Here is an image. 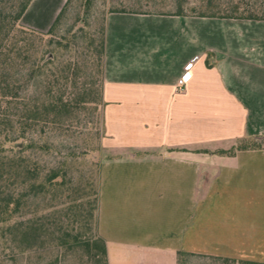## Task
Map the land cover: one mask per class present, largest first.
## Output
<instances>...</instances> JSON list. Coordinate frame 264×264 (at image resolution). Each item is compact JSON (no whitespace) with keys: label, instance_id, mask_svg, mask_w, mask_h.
I'll return each instance as SVG.
<instances>
[{"label":"crops","instance_id":"obj_1","mask_svg":"<svg viewBox=\"0 0 264 264\" xmlns=\"http://www.w3.org/2000/svg\"><path fill=\"white\" fill-rule=\"evenodd\" d=\"M63 2L30 0L20 21L46 30ZM100 112L118 153L97 164L107 264L264 262V146L214 151L264 134V19L108 11Z\"/></svg>","mask_w":264,"mask_h":264},{"label":"trees","instance_id":"obj_2","mask_svg":"<svg viewBox=\"0 0 264 264\" xmlns=\"http://www.w3.org/2000/svg\"><path fill=\"white\" fill-rule=\"evenodd\" d=\"M29 1L18 0L12 15L0 9V246L26 252L25 260L18 264H35L32 252L45 247L54 253L41 256L37 264H66L63 255L67 251L79 252L83 264H107L104 241L96 231L97 180L88 186L89 191L80 193L85 196V206L79 196H73L28 208L38 196L49 194L51 199L66 195L65 161L44 168L30 150H48L51 129L68 127L78 113L93 112L101 104L103 28L95 45L90 46V54L57 63L58 43L48 38L46 48H39L30 34L50 33L62 6L48 28L41 31L17 22ZM182 1L173 0L174 11L164 13H184ZM197 1L198 15L264 19V0ZM62 46L67 47V40ZM261 146L264 134L244 135L214 151L231 154ZM186 254L191 252L176 251L177 264Z\"/></svg>","mask_w":264,"mask_h":264},{"label":"rangeland","instance_id":"obj_3","mask_svg":"<svg viewBox=\"0 0 264 264\" xmlns=\"http://www.w3.org/2000/svg\"><path fill=\"white\" fill-rule=\"evenodd\" d=\"M18 0H3L0 9L3 13L12 15ZM62 12L59 21L48 34L33 33V43L39 48H46L45 42L49 38L52 43H58L56 49V61L70 59L75 60L80 56L90 54L91 47L99 39L105 14L113 8H124L139 11L172 12L175 9L173 0H64L61 4ZM183 12L195 14L199 9L197 0H183ZM21 23L20 18L17 21ZM70 28V31H67ZM45 31V30H41ZM67 40V47L62 44ZM90 43V44H88ZM85 53V54H84ZM88 69V68H86ZM22 89L26 88L23 81ZM72 123L63 129L53 128L49 131L51 146L48 150H30L45 168L46 166L57 165L65 161V186L66 195L50 199L38 196L28 208L44 206V204L57 203L59 199L64 200L73 196H79L78 200L85 201V196L80 193L89 191V185H94L97 177V164L100 158L117 155L118 153L108 152L100 145L102 134L100 105L93 112L82 111L77 117H73ZM124 153V152H122ZM126 153V151H125ZM120 155V154H119ZM90 185V188L91 186ZM79 194V195H78ZM37 200V201H36ZM39 200V201H38ZM78 201V202H79ZM57 206L56 204H54ZM85 206V202L83 203ZM30 253V252H29ZM40 255H37V254ZM54 253L51 249L40 248L32 252L31 259L37 264L38 259L50 256ZM26 252L20 253L15 247L0 246V264H18L25 260ZM16 257L15 263L12 262ZM66 264H83V258L76 251H67L63 255ZM80 258L82 260H80ZM179 264H241L238 261L203 256L198 254H186Z\"/></svg>","mask_w":264,"mask_h":264},{"label":"built area","instance_id":"obj_4","mask_svg":"<svg viewBox=\"0 0 264 264\" xmlns=\"http://www.w3.org/2000/svg\"><path fill=\"white\" fill-rule=\"evenodd\" d=\"M187 67H188V64L186 65V68L181 73V75L177 78V83H180L185 79L186 75L188 74Z\"/></svg>","mask_w":264,"mask_h":264}]
</instances>
